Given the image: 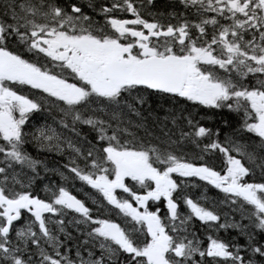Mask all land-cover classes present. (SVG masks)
Instances as JSON below:
<instances>
[{
    "label": "snow or ice",
    "instance_id": "obj_1",
    "mask_svg": "<svg viewBox=\"0 0 264 264\" xmlns=\"http://www.w3.org/2000/svg\"><path fill=\"white\" fill-rule=\"evenodd\" d=\"M179 3L197 20L146 19L137 0H88L103 23L77 0H3L0 264H264V0ZM150 100L164 116L146 139L129 129L144 126ZM225 109L240 117L231 134L226 119L223 128L201 123ZM53 110L76 142L52 124L26 131ZM29 135L42 150L67 146L58 174L98 193L91 206L64 183L46 186L47 198L34 194L41 162L23 148ZM191 178L223 193L233 216L221 222L217 204L185 193ZM221 229L236 235L221 239Z\"/></svg>",
    "mask_w": 264,
    "mask_h": 264
},
{
    "label": "flooded vegetation",
    "instance_id": "obj_2",
    "mask_svg": "<svg viewBox=\"0 0 264 264\" xmlns=\"http://www.w3.org/2000/svg\"><path fill=\"white\" fill-rule=\"evenodd\" d=\"M77 2L84 4L85 5V11L89 15L93 16V18L96 21L103 23V17L100 14L93 12L92 9H89L86 7L88 0H77ZM110 2H111V0H93V3H110ZM136 6L142 7L139 3V0H137ZM149 13L155 14L156 18H158V19H163V21L165 23H167V22H171L173 24L177 23V16L180 13H183V16H179V19L188 20L190 23L197 20V17L195 15L194 11L186 10L183 7V5H181L179 3V0H153L151 5H148L147 7H142L141 14L144 16V18L151 20L152 16L149 15ZM161 13L164 14L163 17H161V15H160ZM169 13H175V14H177V16H170ZM117 15H118V18H130V15L128 13H118ZM192 31L194 32V29H192ZM161 39H163V38H161ZM234 115L235 114H233V116ZM239 123L240 122L238 120V127H239ZM150 131H151V129L149 130V128H142V129H138L137 132L138 133L145 132V134H144V136H145ZM146 139H149V138H146ZM177 179H180V178H177ZM191 180L194 183H189V188H188L187 192H185L187 187L184 186V192L187 193L194 200L197 199L198 197H201L202 195L206 196V194L202 192V189L204 187V182L198 181L195 178H191ZM85 193H88V196H85ZM85 193H83L82 196H79L78 198L87 200L89 206H91V198H97L99 196V194L95 193L94 190L86 191ZM222 195L224 196L223 193H222ZM201 203L208 204V203H211V200H209V201L208 200H206V201L201 200ZM179 210L181 212L185 211V206H184L182 201L179 204ZM163 211H164V209H161V214H163ZM74 216H75L74 213L68 212L67 217L64 218V221H66V225H68V221L70 219H72ZM113 218L114 219L116 218L115 215H113ZM236 219H239V213H238ZM243 222H245V221H241V223H243ZM195 223H196V227L198 229L199 228V221H196ZM67 230L70 232L73 231L71 226H69ZM225 231H228V230L221 229L218 233H216V235H218L220 238H223L224 240H231L232 237L236 235L235 230L232 232H229V233H223ZM197 234L200 235L202 239L206 238V233H201L198 231ZM73 235H76V233L73 232ZM61 238H63V237H61ZM240 241L243 242L242 237L240 238ZM69 243H71V241Z\"/></svg>",
    "mask_w": 264,
    "mask_h": 264
},
{
    "label": "trees",
    "instance_id": "obj_3",
    "mask_svg": "<svg viewBox=\"0 0 264 264\" xmlns=\"http://www.w3.org/2000/svg\"><path fill=\"white\" fill-rule=\"evenodd\" d=\"M2 3H3V0H0V19H4L3 14H2ZM150 102H151V107L146 108L144 115H143L144 119H143L142 123L144 124V126L149 127V130L151 129L150 132H152L153 136H155V135H158L160 133V125H161V121L157 120L156 117L157 116H159V117L164 116V108L157 106L160 103L159 101L150 100ZM165 107H167V104H165ZM149 112H151L152 114L149 115ZM222 119L228 120L229 125H230L228 128H225L224 131L231 134L232 129L238 128V119L236 117H233V115H231L228 112H223L220 116L214 117V119L211 121L210 127L215 128L216 126L219 125L220 127L223 128L224 125L221 123ZM152 122H154V124ZM144 126H143V128H144ZM84 129H85L84 126H81V125L78 126V131L82 135H86L87 139H94L95 133L91 132V131H84ZM130 129H131V131L133 130V132L136 133L134 131L135 129H133L131 127H130ZM241 133H240V137H245V138L247 137V135H245V134L241 135ZM240 137H238V138H240ZM71 138L74 139V137H71ZM24 150L30 156H32L34 159L39 160L41 162L40 165L42 168L44 166H46L45 163L47 164L48 172L44 173V174L39 172L40 179H39V175H38V180L34 179L33 185H32L33 189L38 190V191L41 190L44 193L43 197H41V198H47L48 196L46 197V194H49V193H47L45 191V187L47 186L48 188H52L53 186H55V166H54V168H51V169H50V167L52 166V164H59L60 166H63L64 158L61 157L60 155L56 156V152H55V156L52 155V153L39 152L40 149L37 146H35V147H29L28 146ZM190 150H192L191 147H190ZM43 151H45V150H43ZM40 165H38V169L40 171H42V169L40 168ZM17 168H18V166H17ZM45 169H43V170H45ZM25 172H27V174L29 176L32 175V173L28 172V170H25ZM45 172H46V170H45ZM214 203L219 205V202L217 200H214ZM221 207H223V206H221ZM221 222H223V221H221Z\"/></svg>",
    "mask_w": 264,
    "mask_h": 264
},
{
    "label": "rangeland",
    "instance_id": "obj_4",
    "mask_svg": "<svg viewBox=\"0 0 264 264\" xmlns=\"http://www.w3.org/2000/svg\"><path fill=\"white\" fill-rule=\"evenodd\" d=\"M54 121H55V120H49V121L44 122L43 124H52V125H55V122H54ZM138 129H139V128H138ZM75 138H76V139H79V138L76 137V136H75ZM64 151H65V152H69V151L67 150V148H65ZM64 162L67 163V161H66L65 159H64ZM45 165H46V164H45ZM54 166H55V175L58 174V171H59V172H62V171H63V168H61V167H59V166H56V165H52V166L50 167V169H51V168H54ZM58 167H59V168H58ZM40 168L42 169V171H40V170L38 169V173L41 172V173L44 174V173H47V172H48V170H46V172H45V170H43V169H45V168L48 169L47 165L44 166L43 168H42L41 165H40ZM50 169H49V170H50ZM57 170H58V171H57ZM38 175H39V174H38ZM38 175L35 177L36 180H38ZM39 179H40V175H39Z\"/></svg>",
    "mask_w": 264,
    "mask_h": 264
},
{
    "label": "bare ground",
    "instance_id": "obj_5",
    "mask_svg": "<svg viewBox=\"0 0 264 264\" xmlns=\"http://www.w3.org/2000/svg\"><path fill=\"white\" fill-rule=\"evenodd\" d=\"M38 126H30V127H28L27 129H26V131H28L29 133H31V131L34 129V128H37ZM26 143H29V144H35V142H33L32 140H31V136L29 135V137H28V142H26ZM65 149V148H64ZM39 152H44V153H52V155H54L55 156V151H48V150H45V151H43L42 149H40L39 150ZM65 152V151H64ZM68 153V152H67ZM58 154L56 153V156H57ZM59 156V155H58ZM66 160V159H65ZM67 161V160H66ZM55 163V162H54ZM46 164V163H45ZM65 164V162H64V160H63V165ZM47 165V164H46ZM52 165H56V166H59V167H61V168H63V171L62 172H67L66 170H65V168L63 167V166H60L59 164H52ZM58 167V168H59Z\"/></svg>",
    "mask_w": 264,
    "mask_h": 264
}]
</instances>
